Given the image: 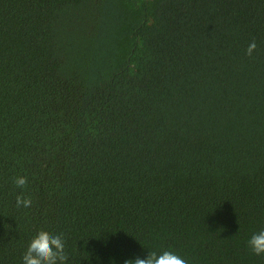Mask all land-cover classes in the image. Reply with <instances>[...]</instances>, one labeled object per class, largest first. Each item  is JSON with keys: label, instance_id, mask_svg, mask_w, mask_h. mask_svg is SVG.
<instances>
[{"label": "trees", "instance_id": "obj_1", "mask_svg": "<svg viewBox=\"0 0 264 264\" xmlns=\"http://www.w3.org/2000/svg\"><path fill=\"white\" fill-rule=\"evenodd\" d=\"M262 229L264 0H0V264L40 230L66 264H264Z\"/></svg>", "mask_w": 264, "mask_h": 264}, {"label": "clouds", "instance_id": "obj_2", "mask_svg": "<svg viewBox=\"0 0 264 264\" xmlns=\"http://www.w3.org/2000/svg\"><path fill=\"white\" fill-rule=\"evenodd\" d=\"M256 48V42L249 43L246 54L251 56ZM13 183L23 188L27 180L23 176L13 179ZM32 205L30 197L16 196V206L29 208ZM251 252L257 256L264 254V229L253 233L247 241ZM68 254L65 251V240L63 234H51L48 231L40 230L30 240L23 253V264H66ZM124 264H188V261L178 254L165 250L162 253L155 251L148 252L146 258L137 257L134 260H125Z\"/></svg>", "mask_w": 264, "mask_h": 264}]
</instances>
